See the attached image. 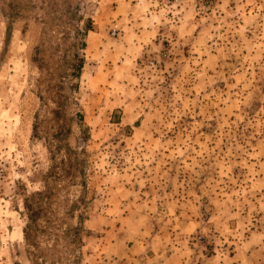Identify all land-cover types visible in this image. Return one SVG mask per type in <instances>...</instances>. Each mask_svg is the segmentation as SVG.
<instances>
[{
    "label": "rangeland",
    "instance_id": "1",
    "mask_svg": "<svg viewBox=\"0 0 264 264\" xmlns=\"http://www.w3.org/2000/svg\"><path fill=\"white\" fill-rule=\"evenodd\" d=\"M51 86L84 163L48 231L85 235L39 237L42 264H264V0H0V264H28Z\"/></svg>",
    "mask_w": 264,
    "mask_h": 264
},
{
    "label": "trees",
    "instance_id": "2",
    "mask_svg": "<svg viewBox=\"0 0 264 264\" xmlns=\"http://www.w3.org/2000/svg\"><path fill=\"white\" fill-rule=\"evenodd\" d=\"M92 31L93 26L90 19L84 20L80 31L77 32L78 39H75L73 44L76 52L72 55L69 72V77L72 81L76 82L79 79L84 60L82 55H78V52L84 51V40L87 34ZM32 63H35L34 59H32ZM70 87L75 91L77 84H71ZM59 89L55 86L50 87L51 93L49 94V101L54 105L51 116L55 122L56 131L47 140V153L50 166L47 172L41 177L42 190L24 195L21 199L22 216L24 218L21 238L28 264H42V253L38 246L39 237L45 236V238H51L57 242L62 236L65 237L70 232L72 237L71 244L78 245L81 243V237L85 235V231L80 225L78 227L67 228L66 231L61 232L60 237L48 231L54 229L55 224L51 211L54 193L63 186H69L77 177L83 178L81 165L84 162H82L81 156H83L84 152L80 151L78 153L71 150L66 144L70 131L62 124L64 119L62 109L66 102L59 93ZM76 119L80 127H82L81 115L76 114ZM76 205L77 203H71L69 210L76 207ZM81 215L80 212L76 214V219L80 221Z\"/></svg>",
    "mask_w": 264,
    "mask_h": 264
},
{
    "label": "crops",
    "instance_id": "3",
    "mask_svg": "<svg viewBox=\"0 0 264 264\" xmlns=\"http://www.w3.org/2000/svg\"><path fill=\"white\" fill-rule=\"evenodd\" d=\"M199 264H211V263H210V260H209V259H207V260H205L204 262H202V263H199Z\"/></svg>",
    "mask_w": 264,
    "mask_h": 264
}]
</instances>
